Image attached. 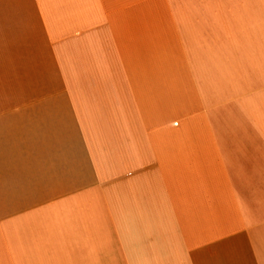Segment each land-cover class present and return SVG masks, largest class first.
Instances as JSON below:
<instances>
[{"label": "crops", "instance_id": "crops-1", "mask_svg": "<svg viewBox=\"0 0 264 264\" xmlns=\"http://www.w3.org/2000/svg\"><path fill=\"white\" fill-rule=\"evenodd\" d=\"M0 264H264V0H0Z\"/></svg>", "mask_w": 264, "mask_h": 264}]
</instances>
